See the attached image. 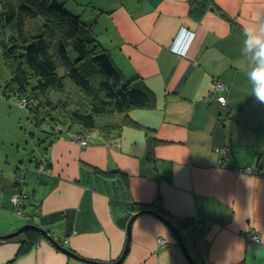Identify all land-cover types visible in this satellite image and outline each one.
Instances as JSON below:
<instances>
[{
	"label": "crops",
	"instance_id": "0c3cea01",
	"mask_svg": "<svg viewBox=\"0 0 264 264\" xmlns=\"http://www.w3.org/2000/svg\"><path fill=\"white\" fill-rule=\"evenodd\" d=\"M58 1L90 23L121 74L139 77L154 105L130 109L106 133L46 139L40 161L20 160L12 181L0 175V235L65 212L48 227L77 256L42 236L16 257L11 237L0 239V264H264V104L251 94L241 52L243 29L264 13V0H208L199 17L190 0ZM217 81L225 90H215ZM148 139L156 142L150 151ZM245 166L257 172L236 171ZM18 175L23 214L11 201Z\"/></svg>",
	"mask_w": 264,
	"mask_h": 264
},
{
	"label": "trees",
	"instance_id": "16d2710c",
	"mask_svg": "<svg viewBox=\"0 0 264 264\" xmlns=\"http://www.w3.org/2000/svg\"><path fill=\"white\" fill-rule=\"evenodd\" d=\"M190 6L199 17L208 0H190ZM0 54L9 72L5 91L27 109L29 121L45 133L48 143L72 131L77 136L98 129L106 133L125 123L130 109L154 105L143 81L124 77L90 23L68 11L63 1L0 0ZM73 92L83 99L73 103L69 97ZM155 143L147 140L148 151ZM21 182L18 175L12 182L14 191ZM157 199L153 204L158 206ZM49 221L40 224L52 234ZM40 238L34 229L24 230L21 240L14 237L19 241L16 257Z\"/></svg>",
	"mask_w": 264,
	"mask_h": 264
},
{
	"label": "rangeland",
	"instance_id": "374dc122",
	"mask_svg": "<svg viewBox=\"0 0 264 264\" xmlns=\"http://www.w3.org/2000/svg\"><path fill=\"white\" fill-rule=\"evenodd\" d=\"M8 78L9 72L0 54V175L12 181L14 168L20 160L23 163L19 166L27 164L30 156L40 159L46 139L45 133L29 121L27 109L5 91ZM81 96L74 92L69 95L73 103L76 99H83ZM62 120L69 124L67 119ZM28 192L31 193V189ZM17 217L25 221L23 216Z\"/></svg>",
	"mask_w": 264,
	"mask_h": 264
},
{
	"label": "clouds",
	"instance_id": "9594fccd",
	"mask_svg": "<svg viewBox=\"0 0 264 264\" xmlns=\"http://www.w3.org/2000/svg\"><path fill=\"white\" fill-rule=\"evenodd\" d=\"M244 41L241 52L251 65L248 79L253 85L252 93L264 104V13H257L253 23L243 29Z\"/></svg>",
	"mask_w": 264,
	"mask_h": 264
},
{
	"label": "water",
	"instance_id": "95a60500",
	"mask_svg": "<svg viewBox=\"0 0 264 264\" xmlns=\"http://www.w3.org/2000/svg\"><path fill=\"white\" fill-rule=\"evenodd\" d=\"M146 211V210H144ZM149 211V210H147ZM23 214V212H22ZM138 213L133 214L129 220L127 221L126 224V241H125V245H124V249L123 252L120 256V259L124 257V255L126 254L127 250H128V246H129V240H130V228H131V224L134 221V219L137 217ZM159 216V215H158ZM162 218V217H160ZM164 220V218H162ZM168 227L177 235V239L179 241H182L181 237L179 236V233L177 232L176 228L168 223ZM26 229H34L38 232H40V234L47 240H49L59 251L63 252L66 255H70L73 256L75 258H77V256L75 255V253L70 252L68 250V248L63 247L61 244H59L58 240L56 238H54L52 236L51 233H49V231L44 228L43 226H40L38 224H34V223H25L23 225H21L19 228H17L15 231L10 232L8 234H4V235H0V239H9L11 237H15L18 236L20 233H22L24 230ZM79 259H83V258H79ZM84 261H87L89 263L92 264H117L120 260L116 261V262H99V261H95V260H88V259H83Z\"/></svg>",
	"mask_w": 264,
	"mask_h": 264
},
{
	"label": "built area",
	"instance_id": "2783aa9c",
	"mask_svg": "<svg viewBox=\"0 0 264 264\" xmlns=\"http://www.w3.org/2000/svg\"><path fill=\"white\" fill-rule=\"evenodd\" d=\"M226 86L222 83V82H216L215 83V90L217 92H221L223 90H225ZM222 103L223 102V99H220ZM20 104L22 105V103L20 102ZM81 145L85 146L87 145V141L86 140H82L80 141ZM216 152H222V151H226L225 148H216L215 149ZM237 172H243V173H249V174H253V173H256L257 171L254 170V168L252 166H245V167H242V168H239L236 170ZM24 194L22 193V191H20V189L14 191L11 195V201L13 203V207L15 209V212H17L18 214H22V203H23V198H24ZM249 238L250 240L254 241V242H258L259 241V238L253 234H250L249 235ZM158 243H160L161 245L162 244H165L166 241L163 239V238H158Z\"/></svg>",
	"mask_w": 264,
	"mask_h": 264
}]
</instances>
